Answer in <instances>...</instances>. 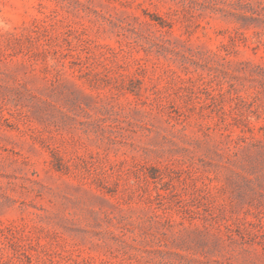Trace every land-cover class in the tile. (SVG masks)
<instances>
[{"label": "rangeland", "instance_id": "rangeland-1", "mask_svg": "<svg viewBox=\"0 0 264 264\" xmlns=\"http://www.w3.org/2000/svg\"><path fill=\"white\" fill-rule=\"evenodd\" d=\"M0 264H264V0H0Z\"/></svg>", "mask_w": 264, "mask_h": 264}]
</instances>
